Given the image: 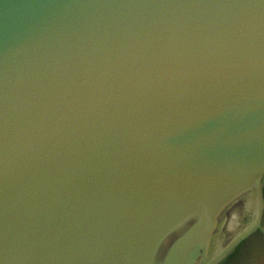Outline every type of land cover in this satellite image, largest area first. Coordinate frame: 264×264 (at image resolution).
<instances>
[{
	"label": "water",
	"instance_id": "water-1",
	"mask_svg": "<svg viewBox=\"0 0 264 264\" xmlns=\"http://www.w3.org/2000/svg\"><path fill=\"white\" fill-rule=\"evenodd\" d=\"M263 220L264 0H0V264H232Z\"/></svg>",
	"mask_w": 264,
	"mask_h": 264
},
{
	"label": "rangeland",
	"instance_id": "rangeland-1",
	"mask_svg": "<svg viewBox=\"0 0 264 264\" xmlns=\"http://www.w3.org/2000/svg\"><path fill=\"white\" fill-rule=\"evenodd\" d=\"M232 264H264V243L260 240L249 242L248 245L237 254Z\"/></svg>",
	"mask_w": 264,
	"mask_h": 264
},
{
	"label": "flooded vegetation",
	"instance_id": "flooded-vegetation-1",
	"mask_svg": "<svg viewBox=\"0 0 264 264\" xmlns=\"http://www.w3.org/2000/svg\"><path fill=\"white\" fill-rule=\"evenodd\" d=\"M257 237H258V236H256V237H252L251 239H249V240L247 241V243L244 245V247H246V246L248 245L249 242H252V241L254 242V240H257V241L260 240V239L257 238ZM244 247H243V248H244ZM243 248H242V249H243ZM242 249H241V250H242ZM241 250H240V251H241Z\"/></svg>",
	"mask_w": 264,
	"mask_h": 264
}]
</instances>
